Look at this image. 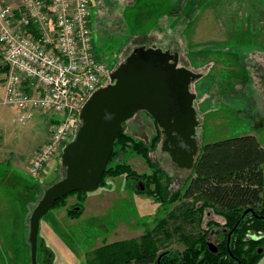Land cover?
Here are the masks:
<instances>
[{
	"label": "rangeland",
	"instance_id": "rangeland-1",
	"mask_svg": "<svg viewBox=\"0 0 264 264\" xmlns=\"http://www.w3.org/2000/svg\"><path fill=\"white\" fill-rule=\"evenodd\" d=\"M130 2L125 1V6ZM94 3L93 0L91 28L93 53L97 59L115 70L139 45L178 50L179 64L202 74L191 84V90L197 94L195 108L200 120V144L253 134L264 147V0H141L130 15L131 10L124 12L125 6L122 8L120 0ZM141 11L146 13L140 19L142 22L135 18ZM167 11L173 14L164 15ZM180 13L178 20L182 22L171 25ZM5 107L8 106L0 104V110ZM19 116L21 120L16 122L25 126L27 135L22 136L21 141L8 142L7 148L14 154L39 145L50 128L48 113L32 109L23 110ZM154 128L153 117L144 110L138 111L124 125L126 132L147 143ZM160 144L150 155L174 177L171 189H178L185 185L192 170L179 168ZM62 153L63 150L34 177L38 193L33 207L30 206L31 213L44 191L64 178L66 168L62 164ZM120 160L130 163L140 174L151 173L145 160L130 150L121 153L113 163ZM25 165L20 166V173L28 177ZM12 173V167L5 161L0 162V191L3 190L1 178ZM138 181L142 180L127 179L125 175L108 178L104 186L95 190L101 198L99 204H87L85 208V199L84 212L79 218L67 216L63 206L53 207L41 218L38 264H87V254L94 249L131 237L139 238L147 228L156 227L166 217L167 209L152 197L139 196ZM105 189H112L108 197L103 195ZM73 199H77L76 196L69 195L67 203ZM179 225L182 228H178ZM191 228L178 217L169 221L163 231L157 230L161 237L171 234L169 239L163 240V247L182 250L181 233ZM25 236L18 233L12 248L16 255L7 257L3 253L6 249H0V264H24L25 258L27 264H33L29 233ZM22 251H26L25 254H21ZM257 264H264V254Z\"/></svg>",
	"mask_w": 264,
	"mask_h": 264
},
{
	"label": "trees",
	"instance_id": "trees-1",
	"mask_svg": "<svg viewBox=\"0 0 264 264\" xmlns=\"http://www.w3.org/2000/svg\"><path fill=\"white\" fill-rule=\"evenodd\" d=\"M153 121L156 131L148 143L126 132L123 123L99 187L111 177L125 175L127 179H141L144 187L136 188V192L152 197L167 209L166 217L156 227L147 228L139 238L94 249L87 254L86 263L157 264V251L165 245L163 240L171 237V234L161 237L157 229L163 231L169 221L180 217L185 225L192 227L181 233L184 249L179 255L163 253L160 264H257L264 254V147L259 139L246 134L201 144V154L189 179L184 186L173 190L174 177L150 155L162 137L156 120ZM128 150L141 156L151 173L140 174L127 161L113 163ZM88 193L74 191L69 195L76 196V204L67 205L69 195H66L57 199L52 208L66 207L67 216L79 218ZM173 204L175 207L170 209ZM248 208L254 213L244 215ZM229 233L232 234L228 249ZM213 237L217 253L208 246Z\"/></svg>",
	"mask_w": 264,
	"mask_h": 264
},
{
	"label": "water",
	"instance_id": "water-1",
	"mask_svg": "<svg viewBox=\"0 0 264 264\" xmlns=\"http://www.w3.org/2000/svg\"><path fill=\"white\" fill-rule=\"evenodd\" d=\"M179 63L178 52L156 45L136 47L112 71L111 83L96 90L81 109V125L61 157L65 176L44 191L31 214L33 264H38L41 218L57 199L77 190L93 192L99 187L123 123L138 111H147L156 120L163 133L161 149L171 160L179 168L194 169L201 144L195 139L200 120L195 108L197 94L191 84L202 74ZM247 213L254 210L248 208L244 215Z\"/></svg>",
	"mask_w": 264,
	"mask_h": 264
},
{
	"label": "built area",
	"instance_id": "built-area-1",
	"mask_svg": "<svg viewBox=\"0 0 264 264\" xmlns=\"http://www.w3.org/2000/svg\"><path fill=\"white\" fill-rule=\"evenodd\" d=\"M16 8L18 16L7 0H0V46L6 67L2 102L58 115L49 140L28 168L37 177L75 138L81 109L96 90L111 83L113 69L93 53L91 0H20ZM25 80L41 92L22 90Z\"/></svg>",
	"mask_w": 264,
	"mask_h": 264
},
{
	"label": "crops",
	"instance_id": "crops-1",
	"mask_svg": "<svg viewBox=\"0 0 264 264\" xmlns=\"http://www.w3.org/2000/svg\"><path fill=\"white\" fill-rule=\"evenodd\" d=\"M20 0H7V2L14 7L16 16H18L20 9L16 8L19 4ZM93 0H91L92 3ZM95 5H96V0ZM99 1V0H98ZM123 2V6H125V1L129 0H120ZM141 0H131L130 4H127L124 8V12L131 10L128 14H132V9L139 5ZM208 2L205 3V7H207ZM124 4V5H123ZM92 9V7H91ZM164 15L173 14V11H167L163 13ZM122 15V11H121ZM146 13L140 12L139 16L136 15V19L142 22V18H144ZM176 18L173 24L181 23L182 19L179 21V17ZM217 17V16H216ZM91 21H92V12H91ZM162 21H160L161 23ZM92 24V23H91ZM92 29V28H91ZM163 29H160V32L163 33ZM158 31V30H157ZM166 31V28H165ZM156 34V33H155ZM166 35V33H164ZM167 36V35H166ZM165 36H161V39H165ZM170 38V37H169ZM172 39V38H170ZM175 40V39H172ZM180 43V40H175ZM145 46V45H144ZM148 46V45H147ZM158 47V46H157ZM178 52V50H177ZM0 104H3V99L5 96V77H6V67L3 63V56H2V47L0 46ZM22 90L26 91L29 94H34L41 92L40 87L33 83L30 80H25L21 85ZM6 105V104H3ZM8 107L3 108L0 110V162L5 161L8 164V167H12L13 173L11 176L6 175L1 178V184L3 190L0 191V249H6L3 253L9 257L15 254L12 250L15 247V241L18 238V233L21 232L24 237L25 235L30 232V218H31V207L34 205V200L38 193V187H36L35 178L31 175L28 171L29 165L38 151V149L49 140L50 138V131L51 127L54 124L55 120L57 119L58 115L55 116L52 112L39 110L44 113H48L49 116L47 118V122L50 125L48 128V133L46 138L39 144L33 145L31 148L26 151H18V154H14L13 150L7 148L8 142H18L21 141L22 136L27 135L26 128L21 127L16 121L18 119L21 120L19 113L23 112L18 106L16 105H7ZM32 110V109H31ZM38 132H35L37 135ZM24 139V138H23ZM12 161V162H11ZM51 162V161H50ZM49 162V163H50ZM14 163V164H11ZM23 163H26L25 169L28 174V177L25 174L20 173V170L23 167ZM48 163V164H49ZM11 173V172H10ZM14 177V178H12ZM116 178V177H115ZM16 181V182H15ZM19 182V185L17 183ZM38 182V181H37ZM40 184V183H39ZM41 185V184H40ZM112 189L108 190L105 189L103 191V195L108 197L109 192ZM97 191L89 192L85 201V208L87 204H99L98 201L101 200ZM124 194V193H122ZM139 196H143V194H138ZM77 203V199H73V201L68 202L67 205H74ZM66 208V207H64ZM105 240V238H103ZM129 239V238H128ZM26 251H22L21 254H25ZM16 255V254H15ZM28 259L25 258L24 264H27Z\"/></svg>",
	"mask_w": 264,
	"mask_h": 264
},
{
	"label": "flooded vegetation",
	"instance_id": "flooded-vegetation-1",
	"mask_svg": "<svg viewBox=\"0 0 264 264\" xmlns=\"http://www.w3.org/2000/svg\"><path fill=\"white\" fill-rule=\"evenodd\" d=\"M153 46V45H152ZM137 47H150V46H144V45H139V46H137ZM136 47H134V49H135ZM163 49H168V50H170L171 52H177V51H175V50H173V49H171V48H163ZM133 52V51H132ZM132 54V53H131ZM147 112V111H146ZM148 113V112H147ZM150 114V113H149ZM151 115V114H150ZM154 119V118H153ZM158 124V123H157ZM200 126V125H199ZM199 126L197 127V131H196V135H195V139L197 140V142L200 144V142H199V140H198V129H199ZM160 128V127H159ZM160 130H161V128H160ZM156 131V127L154 128V132ZM161 141H162V138H163V133H162V130H161ZM161 145V144H160ZM171 158V157H170ZM176 164V163H175ZM138 188H140V186H142V181H138ZM214 234V233H213ZM229 236H231L230 234H229ZM131 238H136V237H131ZM131 238H129V239H131ZM216 239L213 237V239L211 240V241H209V243H208V246H209V248H210V250L211 251H213L214 253H217L218 252V246L216 245ZM227 246H228V249H229V247H230V239H229V237H228V242H227ZM184 249V248H183ZM183 249L182 250H173L172 248H169V249H166L165 247H162V248H160L158 251H157V254H158V259H157V264H160V258H161V256H162V254L163 253H166V254H171V255H173L174 254V252H177L178 253V255H179V253H181L182 251H183ZM133 262V261H132ZM239 264H240V262H239Z\"/></svg>",
	"mask_w": 264,
	"mask_h": 264
}]
</instances>
